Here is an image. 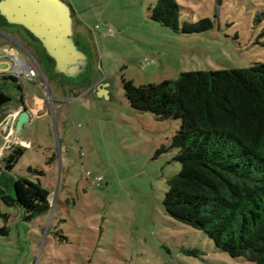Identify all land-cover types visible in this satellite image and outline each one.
Masks as SVG:
<instances>
[{
  "label": "rangeland",
  "instance_id": "rangeland-1",
  "mask_svg": "<svg viewBox=\"0 0 264 264\" xmlns=\"http://www.w3.org/2000/svg\"><path fill=\"white\" fill-rule=\"evenodd\" d=\"M63 1L88 44L87 70L73 80L84 82L78 93L57 96L49 59L20 38L45 83L0 82L16 101L44 105L20 131L17 109L0 110V189L13 196L12 180H38L51 208L25 220L20 206L0 199V229L7 230L0 232V264H252L217 250L204 232L165 211L167 180L181 170L172 147L180 121L133 109L122 79L139 86L264 62V0H176L178 31L151 19L157 0ZM202 19L212 26L181 31L183 23ZM6 44L0 37V49ZM98 83L107 86L103 94L93 90ZM12 135L30 145L8 171L2 161L8 148L26 146Z\"/></svg>",
  "mask_w": 264,
  "mask_h": 264
},
{
  "label": "trees",
  "instance_id": "trees-1",
  "mask_svg": "<svg viewBox=\"0 0 264 264\" xmlns=\"http://www.w3.org/2000/svg\"><path fill=\"white\" fill-rule=\"evenodd\" d=\"M178 13L176 0H157L150 9L152 20L174 31L179 30ZM0 19L4 20L1 15ZM211 26L209 19H202L183 23L181 31L194 33ZM52 69L51 60L53 74ZM1 81L18 84L19 79L4 75ZM122 85L133 109L158 120L180 121L172 147L178 150L175 160L181 170L167 180L165 211L204 232L217 250L246 263L264 264V62L182 72L176 79L139 86L122 79ZM20 106L24 108L22 99L4 105ZM8 149L2 161L10 171L26 147ZM12 188L13 196L0 189V199L8 207L20 206L25 220L49 213L50 192L40 181L20 177L12 180Z\"/></svg>",
  "mask_w": 264,
  "mask_h": 264
},
{
  "label": "water",
  "instance_id": "water-1",
  "mask_svg": "<svg viewBox=\"0 0 264 264\" xmlns=\"http://www.w3.org/2000/svg\"><path fill=\"white\" fill-rule=\"evenodd\" d=\"M0 15L7 23L25 28L40 42L53 61L54 75L73 81L86 72L88 56L75 43V18L63 0H0ZM39 72L42 75L40 69ZM10 102L12 97L0 90V108ZM29 117L26 108L19 111L15 121L18 131Z\"/></svg>",
  "mask_w": 264,
  "mask_h": 264
},
{
  "label": "flooded vegetation",
  "instance_id": "flooded-vegetation-1",
  "mask_svg": "<svg viewBox=\"0 0 264 264\" xmlns=\"http://www.w3.org/2000/svg\"><path fill=\"white\" fill-rule=\"evenodd\" d=\"M0 37L7 41V44L4 45L0 49V53H8V52L14 53V50L15 51L17 50L15 48L17 46V47H19V49H22L23 53L26 55V59H28L29 61L36 64L32 54L30 53V51L27 48L24 49L19 44V42L17 41L18 40L17 38H20V39L25 40L28 44H30L31 49H33V51L37 55L41 56V54H42V56H44L46 59H49V62L51 64V59L47 56L46 53H44L45 51H43V47L40 44V42L36 38H34L33 35L29 31H27L25 28H23L22 26L12 25V24L7 23L5 19L4 20L0 19ZM84 40L85 39H84L83 33L78 28H76L75 43L87 53V51H88L87 45L88 44H87V42H84ZM17 56L19 57L18 54H17ZM102 85H104V84H102ZM11 97H12V102H10L9 104H15L16 103L15 98H13V96H11ZM22 100H23V102L25 101L24 98H22ZM3 107H1V108H3ZM23 109H25V107Z\"/></svg>",
  "mask_w": 264,
  "mask_h": 264
},
{
  "label": "crops",
  "instance_id": "crops-1",
  "mask_svg": "<svg viewBox=\"0 0 264 264\" xmlns=\"http://www.w3.org/2000/svg\"><path fill=\"white\" fill-rule=\"evenodd\" d=\"M13 54L17 56V52L15 50H14ZM56 77H57V79H55V81H54L55 83L53 86L54 92L56 93L57 96L62 95L65 99L70 98L71 95L74 96L75 94H77L79 87L84 85V82H81L80 80L71 81V80H66L60 76H56ZM28 80L32 81V82L37 81L39 84H41V82L42 83L44 82L40 77L30 78V79H27L26 81H28ZM26 84H27V82H26ZM93 90L95 92H100L101 94H103L104 92L107 91V86L102 85L101 83L100 84L98 83V84H95L93 86ZM50 97L51 96H50L49 89H48V99L49 100H50ZM65 101H67L69 103L68 100H65ZM24 107L26 108V110L28 111V113L30 115L27 125H30L32 122H34L36 119V115L38 113L41 114L42 111L44 110V105H43L42 101H38V103H30V102L24 101ZM21 109H23L22 106H20V108H18L16 111L14 110V113H16V117H17V115ZM35 109L38 111L36 112ZM23 129H24V126L22 127L21 130H23ZM12 140H13V143L20 142L22 144H25L26 148H28V146L30 145V142L28 140L22 139V140L17 141V140H15L13 135H12Z\"/></svg>",
  "mask_w": 264,
  "mask_h": 264
},
{
  "label": "built area",
  "instance_id": "built-area-1",
  "mask_svg": "<svg viewBox=\"0 0 264 264\" xmlns=\"http://www.w3.org/2000/svg\"><path fill=\"white\" fill-rule=\"evenodd\" d=\"M0 64L6 63L9 65L6 69H0V76H14L19 80L30 79L34 77H40L43 81L41 73L39 72L38 66L25 58H20L14 55L12 52L0 53Z\"/></svg>",
  "mask_w": 264,
  "mask_h": 264
}]
</instances>
